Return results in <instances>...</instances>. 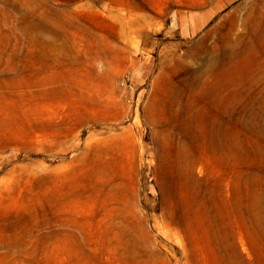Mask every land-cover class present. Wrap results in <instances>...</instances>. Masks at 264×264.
<instances>
[{
  "label": "rangeland",
  "instance_id": "374dc122",
  "mask_svg": "<svg viewBox=\"0 0 264 264\" xmlns=\"http://www.w3.org/2000/svg\"><path fill=\"white\" fill-rule=\"evenodd\" d=\"M0 264H264V0H0Z\"/></svg>",
  "mask_w": 264,
  "mask_h": 264
}]
</instances>
